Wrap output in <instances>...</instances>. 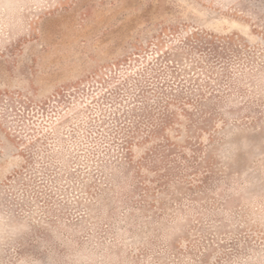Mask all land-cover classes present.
I'll return each instance as SVG.
<instances>
[{
    "label": "rangeland",
    "instance_id": "1",
    "mask_svg": "<svg viewBox=\"0 0 264 264\" xmlns=\"http://www.w3.org/2000/svg\"><path fill=\"white\" fill-rule=\"evenodd\" d=\"M0 264H264V0H0Z\"/></svg>",
    "mask_w": 264,
    "mask_h": 264
}]
</instances>
